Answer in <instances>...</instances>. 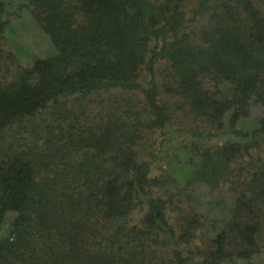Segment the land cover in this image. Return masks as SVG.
<instances>
[{
  "label": "trees",
  "instance_id": "trees-1",
  "mask_svg": "<svg viewBox=\"0 0 264 264\" xmlns=\"http://www.w3.org/2000/svg\"><path fill=\"white\" fill-rule=\"evenodd\" d=\"M21 1L49 46L15 64L0 0V264H264V0Z\"/></svg>",
  "mask_w": 264,
  "mask_h": 264
},
{
  "label": "rangeland",
  "instance_id": "rangeland-1",
  "mask_svg": "<svg viewBox=\"0 0 264 264\" xmlns=\"http://www.w3.org/2000/svg\"><path fill=\"white\" fill-rule=\"evenodd\" d=\"M6 7V16L8 18V26L3 33V49L13 53L15 56V64L17 65H26L32 55H42L47 51L48 40L41 33V31L33 24V21L26 11V9L20 7L21 0H3ZM163 65L159 64L156 70L155 80L158 85V90L162 91L159 87L163 80V73L161 72ZM144 77V72L141 69L138 75V79L142 82ZM160 100L168 101L170 110L172 114V127L176 128H199L207 129L206 123H204L199 118H194L192 115H189L186 110L178 106L179 102L175 98H169V95H166L163 92L159 93ZM147 138H157L156 133H150L146 135ZM181 139L177 133L173 135V140ZM147 141V140H146ZM145 141L143 148L147 150V142ZM153 172L158 174L161 171L158 169V166H163V161L154 162ZM157 167V168H156Z\"/></svg>",
  "mask_w": 264,
  "mask_h": 264
}]
</instances>
